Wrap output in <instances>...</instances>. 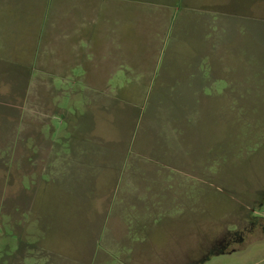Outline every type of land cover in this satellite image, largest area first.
I'll use <instances>...</instances> for the list:
<instances>
[{
	"label": "rangeland",
	"instance_id": "obj_1",
	"mask_svg": "<svg viewBox=\"0 0 264 264\" xmlns=\"http://www.w3.org/2000/svg\"><path fill=\"white\" fill-rule=\"evenodd\" d=\"M174 1L144 82L0 64V264H264V0Z\"/></svg>",
	"mask_w": 264,
	"mask_h": 264
},
{
	"label": "crops",
	"instance_id": "obj_2",
	"mask_svg": "<svg viewBox=\"0 0 264 264\" xmlns=\"http://www.w3.org/2000/svg\"><path fill=\"white\" fill-rule=\"evenodd\" d=\"M172 2L0 0V64L17 61L21 66H47L50 68L46 72L49 80L57 83L144 82L149 63L146 51L149 54L154 47L149 46L142 54H137L142 44H138L140 39L134 33V20L137 14L152 12L148 13L153 16L152 19L158 20L162 16V22L169 27L173 11L171 13L167 8L172 9L171 4L175 1ZM209 6L214 7L213 0ZM147 9L153 10L147 12ZM200 16L207 19L206 23H211L210 34L214 35V10H210L211 17L204 13ZM160 23L158 21L153 25L159 26ZM159 32L157 30L149 42L156 41ZM208 48L214 51V38L206 48L207 52ZM203 51L199 53L201 60ZM199 77L202 83V70ZM112 172L114 179L124 176V171L120 169Z\"/></svg>",
	"mask_w": 264,
	"mask_h": 264
}]
</instances>
